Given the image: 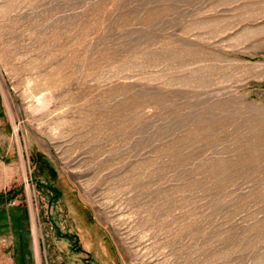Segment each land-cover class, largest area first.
<instances>
[{"label":"rangeland","instance_id":"rangeland-1","mask_svg":"<svg viewBox=\"0 0 264 264\" xmlns=\"http://www.w3.org/2000/svg\"><path fill=\"white\" fill-rule=\"evenodd\" d=\"M0 195V264H264V0H0Z\"/></svg>","mask_w":264,"mask_h":264},{"label":"crops","instance_id":"crops-1","mask_svg":"<svg viewBox=\"0 0 264 264\" xmlns=\"http://www.w3.org/2000/svg\"><path fill=\"white\" fill-rule=\"evenodd\" d=\"M0 201L2 200L0 199ZM18 217H20V212H18L14 206L12 208V206H7L0 202V242H6V240H9V237L11 236L12 238L10 242L14 245L15 251L18 250L17 248L19 245V238L17 237L19 235V231H16L14 228L18 224L16 223Z\"/></svg>","mask_w":264,"mask_h":264}]
</instances>
